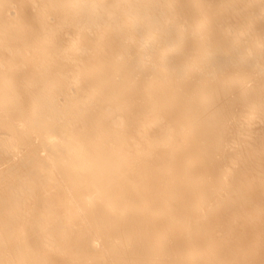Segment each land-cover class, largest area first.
Masks as SVG:
<instances>
[{"label":"bare ground","instance_id":"6f19581e","mask_svg":"<svg viewBox=\"0 0 264 264\" xmlns=\"http://www.w3.org/2000/svg\"><path fill=\"white\" fill-rule=\"evenodd\" d=\"M0 264H264V0H0Z\"/></svg>","mask_w":264,"mask_h":264},{"label":"rangeland","instance_id":"374dc122","mask_svg":"<svg viewBox=\"0 0 264 264\" xmlns=\"http://www.w3.org/2000/svg\"><path fill=\"white\" fill-rule=\"evenodd\" d=\"M103 245L105 246L104 243H100V244L97 246V249H100ZM133 256H134V255H133Z\"/></svg>","mask_w":264,"mask_h":264}]
</instances>
